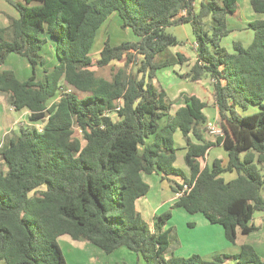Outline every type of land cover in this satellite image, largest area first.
Listing matches in <instances>:
<instances>
[{"label": "trees", "instance_id": "16d2710c", "mask_svg": "<svg viewBox=\"0 0 264 264\" xmlns=\"http://www.w3.org/2000/svg\"><path fill=\"white\" fill-rule=\"evenodd\" d=\"M5 1L18 16L0 26V66L15 54L27 60L32 74L21 81L12 71L1 72L0 93L13 111L26 110L31 122L43 124L41 129L20 126L18 135L0 147L7 167L0 170V261L66 264L58 238L67 235L107 255L124 247L146 264H223L228 259L264 264L250 245L209 262L198 255L165 259L171 213L156 216L150 227L136 209L149 190L143 176H178L181 184H171V191L183 185L189 190L172 209L221 226L232 244L237 234L257 230L252 218L264 211V0H249L261 18L249 24L251 44L234 42L231 53L221 41L231 33L227 16L236 11L237 0H201L196 9L194 0ZM112 14L138 40L113 46L106 39L95 60L90 53L96 33ZM185 23L197 49L193 65L180 76L210 82L216 125L223 133L216 144L226 154L225 164L214 159L201 167L213 145L202 141L205 104L181 95L184 105L171 114L173 101L155 84L159 69L188 61L167 53L183 45L167 29ZM47 38L56 63L37 80ZM114 62L122 66L110 80L91 70ZM250 106L259 111L239 113ZM176 131L187 147L188 176L174 166ZM227 174L234 177L227 180Z\"/></svg>", "mask_w": 264, "mask_h": 264}, {"label": "crops", "instance_id": "0c3cea01", "mask_svg": "<svg viewBox=\"0 0 264 264\" xmlns=\"http://www.w3.org/2000/svg\"><path fill=\"white\" fill-rule=\"evenodd\" d=\"M17 2H21L22 0H14ZM201 0H194L195 2V9L198 7L199 2ZM249 4V0H245ZM249 9H245V14H244V21L241 18L242 15V10L240 11L239 6L237 4L236 11L233 14H230L227 16V26L229 29H231V33L234 32L235 30L232 29L229 25V22L231 19H238L239 21H242V30L249 29V24L252 21H255L257 19H260L261 16L255 14L250 5ZM115 15V14H112ZM111 15V16H112ZM18 16V15H17ZM17 18V17H14ZM189 27H188V26ZM7 26V25H6ZM3 26V27H6ZM102 27V26H101ZM175 28H178L177 34L178 36H175L179 41L183 42L182 46H177V47H171L168 49L167 53L171 56H174L176 54H181L185 58L188 59L183 65L180 66V70L177 72L175 71V68L173 66L171 67H164L159 69L156 72V80L155 84L157 82V76L158 74L162 76V79L164 80V84L160 86L156 84L157 87H159L161 90H163L167 96V98L171 101H173V105L171 106V114H173L178 108L184 105L183 100L180 99L181 95H186V96H195L197 99H199L201 102L205 104V108L203 109V113L206 117V123L207 122H216L217 121V107L215 105V100L213 96V90L212 86L210 85V82L205 79L199 82H191L188 80H185L181 78L180 75L185 74L190 67L193 65L195 61L194 57V52L192 50V44L195 42L194 41V36L192 33V29L189 23L181 24L178 26H174ZM130 30V29H129ZM251 30V29H250ZM99 31V30H98ZM97 31V32H98ZM252 31V30H251ZM230 33V34H231ZM97 34V33H96ZM230 34L227 36L229 37ZM227 37L223 38L221 41V45L223 46V40L226 39ZM138 38L136 37L137 41ZM134 41V42H135ZM239 41H231L230 43H227V47H224L228 52H233V43ZM49 48L52 51L53 50V42L49 40ZM104 44V43H103ZM110 44L113 45L110 41ZM119 44V43H118ZM241 44V43H240ZM242 45V44H241ZM116 46V45H113ZM243 46V45H242ZM249 46V45H248ZM103 47V46H102ZM244 47V46H243ZM189 48L193 55H189L186 51V49ZM102 49V48H101ZM99 50V52L101 51ZM97 52V55L99 54ZM92 56V54H91ZM56 63V61H55ZM59 97H57L54 101H57ZM8 100V99H6ZM2 98L0 97V104H4ZM5 105V104H4ZM7 111V120L6 122H9L10 119L12 118V113H18L19 117L13 121L10 122V130L6 131L4 135L6 136V141L3 145L8 144L11 138H7L9 136V133L13 131L16 125L20 124L22 126L21 120L23 115H28V112L26 110L20 111V112H15L13 109L10 107L9 103L5 105V110ZM205 123V124H206ZM205 126V125H204ZM13 127V128H12ZM20 128V127H19ZM204 128V127H203ZM19 133V129H18ZM174 138V146L177 149L176 152V160L174 163V166L178 160V153H181L182 161L184 164L183 157L186 153V144L184 140L182 139V136L179 131H176L173 135ZM192 143L195 144H202L203 142H209L212 143L213 145L207 150L206 153V158L204 162L201 163V167L204 165H210L214 159H221L223 164L226 162V154L220 144H216L217 137L214 136H208L205 134V132L202 133V141H196L193 138L191 139ZM222 150L223 156H219L217 153H220ZM214 152V153H213ZM216 152V153H215ZM176 167V166H175ZM178 168V167H176ZM179 169L183 170L184 173L188 176L189 175V169L183 165V167H180ZM0 170L5 172L7 170V167L4 163V161L0 157ZM151 175H156L160 177L161 181H167L168 184L170 185L169 188L171 189V184H181V179L178 176H168L166 178H162L161 175L159 174H151ZM148 175V176H151ZM144 177V176H143ZM234 176L232 174H227L224 175V178L227 180L232 179ZM144 180V178H143ZM147 184H149L146 180H144ZM146 196V195H145ZM144 196V197H145ZM143 198V197H142ZM142 198H139L136 201V209L137 211L142 215L139 207V202L141 201ZM170 201V206L173 205L174 202L177 201L176 193L173 192V197L169 199ZM174 213L177 211L181 214V217L183 219L182 224L186 225L188 229H193L191 232L190 230H184L187 231L189 234L192 235V232L195 231L196 229L200 228L203 230V232H208L209 234L211 232L216 233L219 235V237L222 240V243L219 245L214 244V241L212 238H210L209 234L206 235H200V237H194L192 239H186L184 242L181 240L176 241V233L175 229H172V232L170 234V246L166 253L164 254L165 259L170 258L171 256H178V258H184V257H190L192 255H198L202 260L209 262L213 260L214 257L216 256H221V255H236L240 252V248L242 245H250L257 255L261 258H264V211L258 212V214H254L251 224H253L256 227V231L252 232L250 234H237L236 240L234 244L227 242L224 236V231L223 228H217V226L210 224L207 222L203 216L200 214H195V215H189L187 214L184 210L182 209H174ZM182 211V212H181ZM157 216V211L156 209L153 210L151 218L152 220L148 223L150 227L153 226L154 218ZM174 217V214L171 215ZM171 219V218H170ZM170 221V220H169ZM168 221V222H169ZM183 229V228H181ZM180 229V232H181ZM175 235V237H174ZM58 244L59 247L63 253V256L65 258L66 264H133V260L135 257L137 264L139 262V257L133 252L129 251L128 249L122 247L117 250H115L111 254H105L95 246L91 245L88 242L84 241H74L72 240L69 236L64 235L58 238ZM176 245V249L175 248ZM123 249H126L124 251ZM174 250V251H173ZM176 252V253H175ZM142 258V257H141ZM130 260V262H126V260ZM70 260V261H69ZM0 264H5L4 262L0 261ZM223 264H237L236 260L228 259L224 261Z\"/></svg>", "mask_w": 264, "mask_h": 264}, {"label": "rangeland", "instance_id": "374dc122", "mask_svg": "<svg viewBox=\"0 0 264 264\" xmlns=\"http://www.w3.org/2000/svg\"><path fill=\"white\" fill-rule=\"evenodd\" d=\"M237 4L239 6L240 11L242 10L241 18L244 21L245 19L243 17L245 14L244 13L245 9L250 10L249 4L245 0H237ZM14 17H17V11L14 9V7L10 5L7 1L0 0V26L3 27V26L8 25L7 18H14ZM229 25L235 31L232 32L229 37L223 40L224 47H227V43H230L231 41H239L244 47H247L248 45L251 44L252 39H253V32L250 29L242 30V21H239L238 19L234 18V19H231V21L229 22ZM176 29L179 30L178 28L170 27L167 29V32L171 35L178 36ZM106 39H109L113 45H118V43L120 44L123 42H134L136 40V37L133 35V33L129 29L121 28V21L119 17L115 14V15L110 16L103 23L102 27L99 29V31L97 32L95 36L93 46L91 49V53H90L92 54L93 59L96 60L98 58L97 52H99V50L102 48L103 43ZM49 40L50 39L47 38V42H49ZM192 50L194 52L193 48ZM186 51L189 55L191 56L193 55V53L191 52L189 48H187ZM40 55L44 59V64L38 65L36 67L35 72H36L37 80L42 77L44 69L50 70L55 65V60H56L55 52L54 50L52 51L50 50L49 43H46L43 45L42 50L40 51ZM160 58L161 59L165 58V55L162 54ZM119 66H122V64L114 62L111 65L102 67V68H97L96 66H94L91 68V70L95 73L97 77H102L104 79L110 80L112 75L116 71L115 68ZM168 67H171V66H168ZM173 68H175V71L178 72L180 70V65H174ZM5 70L12 71L16 75V77L21 81L27 80L32 74L31 67L28 64L27 60L15 54H9L5 63L0 66V73ZM157 82L160 84V86L164 84V80L162 79V76L159 74L157 76ZM157 82L156 84L158 85ZM0 97L2 98L3 102H5L4 103L5 105L6 103L8 104V100H6L7 99L6 95L0 93ZM4 104H0V146H2L6 141V136L4 135V133L10 130V126H11V125L9 126L10 122L15 121L19 117L18 113H12L13 119H10L9 122H6L8 120H7V115H6L7 111H4L5 110ZM258 111H259V108L257 106H250L246 111L239 110V113L241 115H249V114H252ZM20 120H21L22 125L31 126L37 129H41L42 124H43L40 121L31 122L28 119V115H23L22 119ZM19 127H20V124L16 125L13 131H11L9 135H7L9 136L7 138H12V137L17 136ZM74 129H75V137L81 139L80 132L77 130L76 127ZM81 143L84 144V141L81 140ZM217 154L219 156H223L222 150L220 153H217ZM181 156H182L181 153H178V160L175 164V166L178 168L183 167L184 165L183 161L181 160L182 159ZM143 178L149 183L148 184L149 190L146 196L143 197L141 201L139 202V205H140L139 209L142 213V218L144 219V221L149 223L152 220L151 218L152 212L153 210L156 209L157 216L163 213H166V212H170L171 215L174 214V217L171 216V219L165 226V229L167 228H172L173 230L175 229L176 241L182 240L184 242L186 239H192L194 237H200V235L209 234L208 232H203V230L198 228L192 232V235H188L189 233L187 231L190 229H188L186 225L182 224V221H183L181 217L182 213H179L177 211L174 213L175 210L172 209L170 206L169 199L173 197V192L169 188L170 185L168 184V182L161 181L160 177L156 175L144 176ZM215 226H217V228H221L219 225H215ZM180 229H181V232H180ZM184 230H187V231H184ZM192 230L193 229H191L190 232ZM262 235L264 236L263 233ZM209 236L214 241V244L219 245L220 243H222L221 238L216 233L211 232ZM174 249H176V245ZM123 250L126 251V249H123ZM174 257H178V256L174 254ZM132 258H134L133 264H137L136 258L135 257H132ZM184 258L187 259L188 257H184ZM126 262L129 263L130 260L128 259L126 260ZM139 262L140 263L138 264H146L143 258L141 257H139ZM75 264H79V263H75Z\"/></svg>", "mask_w": 264, "mask_h": 264}, {"label": "built area", "instance_id": "2783aa9c", "mask_svg": "<svg viewBox=\"0 0 264 264\" xmlns=\"http://www.w3.org/2000/svg\"><path fill=\"white\" fill-rule=\"evenodd\" d=\"M192 6L195 8V2L193 1ZM186 11H183L182 13H180L179 15H185ZM192 47L194 50L197 49V43L194 42L192 44ZM69 90H67L68 92ZM64 92V91H63ZM119 108H117L116 110H118ZM204 132L205 134H207L208 136H214V137H218V136H222V131L220 128H218V126L216 125V122H207L204 126ZM1 147V146H0ZM189 190V187L187 185H183L182 189L176 193V197L177 199L180 198L186 191Z\"/></svg>", "mask_w": 264, "mask_h": 264}]
</instances>
